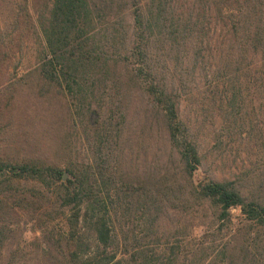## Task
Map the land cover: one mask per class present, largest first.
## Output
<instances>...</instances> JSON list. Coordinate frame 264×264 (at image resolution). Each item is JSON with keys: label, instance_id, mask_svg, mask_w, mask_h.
Instances as JSON below:
<instances>
[{"label": "trees", "instance_id": "1", "mask_svg": "<svg viewBox=\"0 0 264 264\" xmlns=\"http://www.w3.org/2000/svg\"><path fill=\"white\" fill-rule=\"evenodd\" d=\"M23 92L61 98L92 153L72 133L60 160L0 152V264H235L264 245V0H0V141ZM127 92L169 150L135 173Z\"/></svg>", "mask_w": 264, "mask_h": 264}, {"label": "rangeland", "instance_id": "2", "mask_svg": "<svg viewBox=\"0 0 264 264\" xmlns=\"http://www.w3.org/2000/svg\"><path fill=\"white\" fill-rule=\"evenodd\" d=\"M115 19L121 20L120 17ZM129 21V19H128ZM122 23V22H121ZM23 65L20 67L23 70ZM124 104L129 108L127 119L122 121L123 147L131 154L130 168L133 173L137 171L140 163L155 165L161 158L169 157V150L166 148L161 133L149 129V123L145 120V111L137 93H124ZM56 99V100H55ZM52 101L33 98L27 92L18 94L15 103L16 109L12 110L14 116V129L7 138L0 141V152H6L13 157L21 156H44L50 160H60L64 153L61 146L65 142L64 135L71 134L73 157L85 158L91 155L87 141L86 128L81 123L75 128H70L67 123L65 108L61 98ZM54 103H51L53 102ZM91 120L97 119V113H91ZM6 119L3 120L5 122ZM140 133L145 139L144 147H140ZM141 148V155L139 149ZM220 178V173L211 169L209 163H205L199 169L198 178L208 175ZM234 221L240 223L241 213L238 209L232 210ZM38 231H31L28 237L38 235ZM235 264H264V245L260 242H253L250 251L242 254L236 259Z\"/></svg>", "mask_w": 264, "mask_h": 264}, {"label": "water", "instance_id": "3", "mask_svg": "<svg viewBox=\"0 0 264 264\" xmlns=\"http://www.w3.org/2000/svg\"><path fill=\"white\" fill-rule=\"evenodd\" d=\"M68 176V174L67 173H64V178H66Z\"/></svg>", "mask_w": 264, "mask_h": 264}]
</instances>
